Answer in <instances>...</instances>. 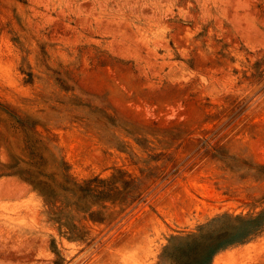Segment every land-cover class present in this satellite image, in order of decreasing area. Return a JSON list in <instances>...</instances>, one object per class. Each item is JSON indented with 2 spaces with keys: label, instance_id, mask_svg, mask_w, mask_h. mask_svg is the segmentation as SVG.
I'll list each match as a JSON object with an SVG mask.
<instances>
[{
  "label": "rangeland",
  "instance_id": "1",
  "mask_svg": "<svg viewBox=\"0 0 264 264\" xmlns=\"http://www.w3.org/2000/svg\"><path fill=\"white\" fill-rule=\"evenodd\" d=\"M0 264H264V0H0Z\"/></svg>",
  "mask_w": 264,
  "mask_h": 264
},
{
  "label": "trees",
  "instance_id": "2",
  "mask_svg": "<svg viewBox=\"0 0 264 264\" xmlns=\"http://www.w3.org/2000/svg\"><path fill=\"white\" fill-rule=\"evenodd\" d=\"M78 188H79V186H78Z\"/></svg>",
  "mask_w": 264,
  "mask_h": 264
}]
</instances>
